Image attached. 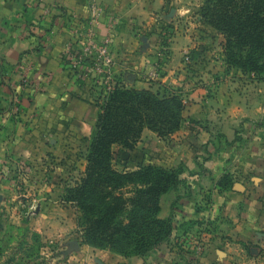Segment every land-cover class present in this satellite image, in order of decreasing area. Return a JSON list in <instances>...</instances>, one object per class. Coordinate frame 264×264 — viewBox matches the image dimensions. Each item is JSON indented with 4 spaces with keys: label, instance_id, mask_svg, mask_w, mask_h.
Masks as SVG:
<instances>
[{
    "label": "rangeland",
    "instance_id": "obj_1",
    "mask_svg": "<svg viewBox=\"0 0 264 264\" xmlns=\"http://www.w3.org/2000/svg\"><path fill=\"white\" fill-rule=\"evenodd\" d=\"M168 1L169 18L157 16L152 30L134 25L139 29L138 49L125 70L108 53L112 43L104 40L109 38L108 33L102 38L105 53L93 48L82 54L89 68L83 65L75 73L83 82L80 94L87 102L82 103L84 108L89 104L97 115V101L104 96V74L109 72L116 87L149 90L160 96L177 92L186 104L199 86L212 96V88L207 87L209 75L211 85L222 78L259 77L226 64L223 35L198 14L202 0ZM97 40L101 41L98 36ZM192 50H199L197 60L191 59ZM107 59L111 61L106 63ZM171 63L172 80L164 81ZM99 64L106 70L96 72L93 66ZM130 80H134L132 84ZM16 106L21 111L19 99H13L10 105L13 112L18 111ZM202 114L200 121L207 122ZM185 116L184 127L193 123L189 121L193 116L186 112ZM64 122L60 118L52 120L47 130L36 133L34 138L40 142L35 148L24 153L3 144L9 136L0 129V264H54L55 258L70 253L74 242L83 243L77 207L67 199V190L84 175L86 141L70 133L63 137ZM183 128L159 139H142V134L139 141L143 143L132 150L115 145V166L121 170L137 168L139 163L179 167L182 148L175 146L188 143L190 137L184 132L189 129ZM237 132V144L210 147V156L204 147L203 154L197 156L200 163L195 173L200 175L164 196L160 216H173L177 229L168 241L149 253L150 264H264V135L257 139L243 126ZM217 135L212 132L211 138L220 143ZM190 139L193 144L205 140L198 135ZM201 161H206L202 163L206 166ZM236 183L243 184L241 191L234 188ZM133 187L127 184L124 189ZM192 222L195 224L191 227ZM211 243L213 247H209Z\"/></svg>",
    "mask_w": 264,
    "mask_h": 264
},
{
    "label": "crops",
    "instance_id": "obj_2",
    "mask_svg": "<svg viewBox=\"0 0 264 264\" xmlns=\"http://www.w3.org/2000/svg\"><path fill=\"white\" fill-rule=\"evenodd\" d=\"M168 8V0H0V119L3 125L0 129L9 136L4 138L3 144L20 153L32 151L40 142L34 138L36 133L41 130L43 133L52 120L60 118L65 121L63 137L69 133L83 136L87 148L96 112L90 110L89 104H85V108L82 104L87 103L80 94L83 82L63 55L65 45L72 40L80 49V41L91 31L97 32L101 41L112 31L108 53L114 61L119 60V66L125 70V66L132 64V56L138 49L139 29L134 25L152 30L157 16L170 17ZM111 21L116 23L115 27L108 29ZM173 66L169 64L164 81L172 80ZM208 78L207 87L212 88V96H207V89L202 86L189 96L185 112L193 116L196 123L183 128L189 129L184 131L190 136L188 143L175 146L182 148L179 164L186 168L183 177L187 181L200 175L195 173L200 163L197 156L203 154L204 147L210 156V147L239 143L235 135L240 126L247 131L250 129L257 139L264 135V79L222 78L211 85L210 75ZM13 99L21 101L20 112H13L10 107ZM200 114L207 122L200 121ZM212 132L224 135L220 143L213 141ZM197 135L205 140L193 144L190 138ZM146 136L160 138L149 129L143 131L142 139ZM142 139L138 144L143 143ZM43 144L46 145V141ZM205 162L201 161V165ZM166 194L161 198V214ZM148 257L126 256L111 247L74 242L70 253L55 258L54 264H150Z\"/></svg>",
    "mask_w": 264,
    "mask_h": 264
},
{
    "label": "trees",
    "instance_id": "obj_3",
    "mask_svg": "<svg viewBox=\"0 0 264 264\" xmlns=\"http://www.w3.org/2000/svg\"><path fill=\"white\" fill-rule=\"evenodd\" d=\"M198 14L223 35L226 64L263 80L264 0H202ZM198 51L192 50V60L198 59ZM100 101L84 175L68 188L67 199L77 207L83 243L111 247L126 256H148L177 229L173 216H160L161 198L187 185L183 177L186 168L147 163L121 170L115 166L113 147L122 145L132 150L145 128L159 137L179 131L187 121V104L177 92L160 96L124 86L104 90ZM189 121L196 123L194 119ZM221 137L224 135L219 134ZM127 184L134 187L126 191Z\"/></svg>",
    "mask_w": 264,
    "mask_h": 264
},
{
    "label": "built area",
    "instance_id": "obj_4",
    "mask_svg": "<svg viewBox=\"0 0 264 264\" xmlns=\"http://www.w3.org/2000/svg\"><path fill=\"white\" fill-rule=\"evenodd\" d=\"M93 21L95 23H97V20L95 18L93 19ZM115 24L116 23L113 21L109 22L108 29H113L115 27ZM108 35H109V38L104 39V40H106L110 43L112 41L113 32L109 31ZM96 37L97 36L95 35V32L91 31L89 33V35L86 36V39H83L82 42L80 41V43H81L80 49H77L75 47V44L77 42L74 43L72 40L67 42V44L65 45L63 55L67 59L68 63L70 64V67L74 70V72L79 71L83 65H85L86 68H89V64L84 63V57L82 54L88 53L93 48H96L101 54L106 52V42L101 41L102 43H100L97 40L96 41L97 43H96L95 42ZM78 43H79V41H78ZM188 58H189V56H187V59ZM110 61H111L110 59H107L106 63L110 62ZM93 69L99 73L106 70L105 67H102L100 64L97 66L96 65L93 66ZM154 75H156V73ZM103 83H105L104 88L106 91H112L116 87L115 83H113V81H112V76H111L110 72L108 74H104V82ZM16 110H18L17 112H19L20 107L16 106Z\"/></svg>",
    "mask_w": 264,
    "mask_h": 264
},
{
    "label": "water",
    "instance_id": "obj_5",
    "mask_svg": "<svg viewBox=\"0 0 264 264\" xmlns=\"http://www.w3.org/2000/svg\"><path fill=\"white\" fill-rule=\"evenodd\" d=\"M243 187H244V186H243V184H241V183H236L235 186H234V188H235L236 190H239V191H241V189H242Z\"/></svg>",
    "mask_w": 264,
    "mask_h": 264
}]
</instances>
